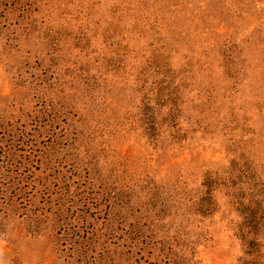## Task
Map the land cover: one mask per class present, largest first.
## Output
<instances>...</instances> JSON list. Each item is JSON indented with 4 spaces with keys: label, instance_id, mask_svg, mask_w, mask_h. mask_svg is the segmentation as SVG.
Masks as SVG:
<instances>
[{
    "label": "rangeland",
    "instance_id": "rangeland-1",
    "mask_svg": "<svg viewBox=\"0 0 264 264\" xmlns=\"http://www.w3.org/2000/svg\"><path fill=\"white\" fill-rule=\"evenodd\" d=\"M5 264H264V0H0Z\"/></svg>",
    "mask_w": 264,
    "mask_h": 264
},
{
    "label": "clouds",
    "instance_id": "clouds-1",
    "mask_svg": "<svg viewBox=\"0 0 264 264\" xmlns=\"http://www.w3.org/2000/svg\"><path fill=\"white\" fill-rule=\"evenodd\" d=\"M6 244V241L3 239H0V264H5L3 260V246Z\"/></svg>",
    "mask_w": 264,
    "mask_h": 264
}]
</instances>
